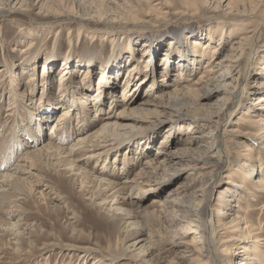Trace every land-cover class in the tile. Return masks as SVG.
Masks as SVG:
<instances>
[{
	"label": "rangeland",
	"instance_id": "374dc122",
	"mask_svg": "<svg viewBox=\"0 0 264 264\" xmlns=\"http://www.w3.org/2000/svg\"><path fill=\"white\" fill-rule=\"evenodd\" d=\"M3 1L6 0H0V3ZM22 1L25 3L23 9L5 15L0 13V142L4 141L3 146L0 143V150L13 141L11 134L4 138L8 133L9 125L11 130H14L17 125L14 119L19 120L18 124L21 122L17 132L20 137L18 152L14 153L16 156L11 160L12 166L15 167L19 157L35 147L34 139H40L41 145L51 141L50 128L56 125L64 110L62 105L65 103L59 101L57 82L62 65L68 61V58L71 59L69 67L79 72L81 68H87L86 62L93 56L91 78L83 77L84 75L81 74L74 75L69 80L74 79V83L70 84L82 90L78 89L82 92L79 95L81 100H85L86 94L92 96L97 94V80L101 71L106 70L108 78L113 80L112 87L117 82L113 89H106L103 108H98L99 111L102 110L101 112H94L96 109L93 110L91 105L93 103L89 102L91 108L87 112V117L90 116L89 121L87 119L81 123L82 128L86 129L83 133L91 131L87 127L89 123L98 126L106 112H111L110 108L122 100L126 88L123 84L124 77L132 65L139 64V61L142 63L140 65L142 73L139 76L144 82L141 86V81L137 82V88H133L130 95L135 102L130 108L137 110L136 116L147 117L148 123L144 122L143 125L137 126L136 131L141 136L138 139L148 140L151 146L144 147L142 143L145 141L138 144L139 140L136 139L131 146H125L118 154L110 155L107 161L90 160L88 165L76 159L75 165L82 164L83 169L91 172V177L84 180L61 171L56 165L59 166L64 162L59 163L58 157L52 155L48 156L49 158L44 157L31 172L36 175L28 179L31 180V184H27L28 187L25 185V188L20 186V191L17 192L9 191L11 192L9 198L14 199L0 202V264H108L111 262L108 259H112L111 264H144V260L148 261L147 264H199L196 261L197 255L186 253L183 248L178 247L181 229L172 226L167 218H172L173 215L190 218L199 190L209 189L213 184L216 188L212 193L211 203L216 205L214 206L216 209L221 208L227 213L221 216L224 222L246 218L264 232V194L255 192L254 197L247 196L240 188L247 182L241 183L237 178H235L238 180L237 184H242L240 187L228 184L230 178L234 177L236 169L243 168V163L246 161L237 159L232 161L231 170L226 176H221L217 172L221 161L216 155L218 152L223 153L225 148L235 154L243 149L242 146H251L254 148L253 159L258 158V152L264 159V142L250 138L247 133L251 130L242 124L243 120H240L241 112L246 109H250L251 113L259 111L261 105L257 104V100L252 99H257L261 94L257 93L255 96L247 94L241 98L240 94L237 96L235 91L233 92L235 72L227 73L231 65L228 56L232 47L228 36L222 49L217 38L211 41L214 47L217 46L218 55L211 80L202 83L198 88L200 97L197 100H183L181 96L177 98L174 95V91L191 86L192 81L203 74L205 67L209 65L206 63L207 56L195 52V48L200 49L201 46L207 45L208 37L211 36L209 26L222 24L229 30L231 26L236 25L232 20L236 16L223 17L224 11L216 7L218 0H207L200 11L185 6V1L193 0H157L166 5V13H161V8L155 6L156 2L149 3L147 2L149 0ZM121 8L135 11L133 14H136L137 19L127 21L126 18L120 17L117 20H108L106 16L120 11ZM258 10L247 21L255 25L264 20V2ZM79 30L82 31L80 37ZM89 34L101 36L103 41L100 38L93 40ZM113 35L118 38L120 46L115 52L112 49L113 45L107 40L108 36ZM215 35L218 36L213 33V36ZM198 41L201 46L193 43ZM128 44L134 45L135 56L126 49ZM30 45L33 47L32 50L36 48L31 54L28 52ZM170 47L177 48L174 54ZM113 53L115 59L109 64ZM263 53L264 41H261L255 56V59L258 58L257 62L264 55ZM180 57L184 60L180 61ZM191 58L196 60L195 64L184 69L180 62ZM166 60L169 63L165 62ZM244 63L245 59L239 69H243ZM43 65L46 68L49 66L50 75L43 76ZM261 66L262 64L256 65L258 68L252 73L249 83L247 82L251 88H258V82L264 81V78L261 79L258 75ZM168 71L169 75L166 74ZM164 74L167 78L162 82L161 75ZM31 75H34L38 88V90L34 89V96L30 94ZM42 81L47 86H45L46 91L48 90L54 103L58 105L53 113L39 106L44 91ZM244 84L245 82L242 87L245 86ZM87 85L91 89L85 90ZM15 88L26 96L24 103H20V109L24 112L27 110L23 114L26 122H22L20 115H8L7 109L13 107L10 94ZM261 88L264 90V85ZM71 89L73 91V88ZM227 90L234 93L232 98L236 97L234 100L236 104L230 118L227 115L221 118L223 116L219 117L216 113L224 104V99L227 97L224 91ZM169 94L172 95L171 99ZM71 95L70 91L65 100L66 106L72 104ZM147 102L152 103L144 105ZM162 105L167 108H163ZM121 108L120 104L114 112ZM73 109L75 108L72 107L70 113L72 122H69L68 128L62 129V126L53 133L52 141L56 146H67L77 140L79 124L76 120L81 121L82 116L77 110L73 112ZM37 118H40V121ZM228 119L231 124L226 125ZM61 138L67 142H60ZM127 154H130L133 164L124 166L123 159ZM173 156L170 163H161ZM148 162L151 164L148 165ZM253 163H250L251 168H244L245 171H251L254 165L253 178L259 177V174L262 177L260 165ZM107 164L109 168L104 172ZM22 165L27 169V164L22 162ZM0 170L9 172L2 167ZM114 173L129 178L146 191L142 195L138 190H134L133 198L131 197L132 201L139 202L138 206L129 207L133 215L138 218H131L125 214L113 215L95 203L93 197L99 192L94 178L104 175L105 178H109ZM138 173L142 174L141 179L137 176ZM82 180L85 189H81ZM32 182L36 184L32 185ZM30 187L33 189L32 192L29 191ZM226 188L229 190L225 191ZM35 189L37 192H42L44 197L35 194ZM232 192L236 195H232ZM111 193L112 191L103 192L101 199ZM220 195H223V198L219 201ZM122 196L126 195L120 197ZM112 200L113 197L110 196L109 201ZM16 204L20 206L22 215L14 218L11 211ZM116 206L121 205L116 204ZM217 216V212H214L215 219ZM135 221L139 222V228L129 231L128 225ZM9 229L10 231L7 232ZM143 239L153 240L151 244L155 250L149 252V256L136 251L135 244ZM165 242L173 244H167L168 249H171L170 252L158 253L163 248L162 243ZM203 248L205 250V247ZM258 253L259 256L253 264H264V246L258 247ZM203 256H206L205 252Z\"/></svg>",
	"mask_w": 264,
	"mask_h": 264
},
{
	"label": "bare ground",
	"instance_id": "6f19581e",
	"mask_svg": "<svg viewBox=\"0 0 264 264\" xmlns=\"http://www.w3.org/2000/svg\"><path fill=\"white\" fill-rule=\"evenodd\" d=\"M149 3H155V6H159L161 8V13H166L165 8L166 5L162 4L160 1L157 2V0H149L147 1ZM207 0H193L190 2L185 1V6L188 8H194L195 11H200V9H203V7L206 5ZM217 8L219 7L221 10L224 11L223 17L224 16H236L232 20L236 24L234 27H230L229 30L225 29L226 26L222 24H216L214 26H209V34L211 36L208 37V43L206 46H201L200 42H193L195 45L199 44L201 46L200 49L195 48L196 53H200L202 56H207L208 61L206 62L209 64L207 67H205L204 71L202 72L198 78H195L192 82L193 84L191 86H185L183 90H176L174 91V95L180 97L183 100H190V99H195L199 98L200 96V85L202 83H207V81L211 80V76L214 74V65L215 61L217 60V55H218V48L217 46L214 47V43H211V41H214L216 38L219 41V44H221V49L224 47L223 45L226 43V37L228 36L230 38L232 47L230 54L228 56V62L231 63L230 67L227 70V73H234L235 72V81H234V86H233V92L235 91V94H240L241 98L244 95H251L255 96V94H261L257 97V99H252V100H257V104L261 105L259 108V111H254L253 113L250 112V109H246L243 112H241V117L240 120H243V125L246 128H249L251 131L247 133V135L252 138V139H258L262 140L264 142V124L262 122L264 121L263 118V113H264V90L261 88L264 85V81L258 82L257 85H259L258 88H251L247 84L249 83V79L252 76V73L256 71V65L262 64L261 69L258 71V75L262 78H264V55H262L257 62L258 58L255 59L256 53L258 52V45L260 42L264 41V20L260 21L259 24H252V22L247 21V19L251 16H254L255 13L258 10V8L261 7V4H263L264 0H218L217 1ZM166 3V1H165ZM24 1L22 0H17V1H11V0H6L0 3V13L2 15L8 14L9 12L12 11H17L20 9L24 8ZM215 6V5H214ZM216 7L214 9H216ZM213 9V8H212ZM120 11H117L113 13L110 16H106L109 19L108 20H117L120 17L126 18L127 21H135L137 19L136 14L134 15L133 12L135 11H127L126 9H119ZM124 10V12H121ZM104 16V15H103ZM250 19V18H249ZM107 20V21H108ZM121 20V19H120ZM123 21V20H122ZM219 23V22H218ZM81 30H79V37L81 36ZM214 34H218V36H213ZM91 39L97 40V39H102L103 37L89 34ZM127 36V35H126ZM110 44L113 45L114 48L113 51H117L118 47V38L116 35L113 36H108V39ZM196 41V40H195ZM222 42V43H220ZM33 46V43L31 44ZM28 48V52L31 54V51H34L36 48L32 50V46ZM257 47V48H256ZM134 45L128 44L126 46V49L128 50L129 53H133L135 50L133 49ZM171 48V47H170ZM31 49V50H30ZM176 47H172L171 50L174 51L176 50ZM257 51V52H256ZM194 52V51H193ZM135 53V52H134ZM132 54L135 56V54ZM260 53V52H259ZM28 54V55H30ZM264 54V53H263ZM27 55V54H25ZM115 54L111 55V58L109 60V64L114 61L115 59ZM132 56L133 59L135 57ZM93 56L91 57L92 60ZM244 67L243 69H239L241 66V63L244 61ZM86 62V69L81 68L80 71H76L74 68L71 69L69 67L71 59L68 58V61L65 62L62 65V71L60 73V78L58 83V91H59V101L61 103H65V105H62L64 110L62 111V114L59 118V120L56 122V125L50 128V135L49 139H51L50 142L44 143L41 145V140L40 139H34L33 140V145L35 146L33 149H31L30 152H26L23 156L19 157V162L15 164V167L12 166L11 160L14 159L18 152V145H19V138L17 135V132L19 131L20 124H18V119L15 118L14 122L16 125L14 130H11V125H9L8 128V133L4 135V138L7 137L9 134L12 135L13 141L10 142L8 145L5 147H2L3 149L0 150V167L5 168L6 171H9L7 173L5 172H0V202L4 201L5 199H14L12 197L13 194H11L12 198L10 197L9 191H20V186L24 187L27 184H31L30 176L35 177V174H32V170L35 169V165L38 164V162L42 161L44 157L49 158L48 156H56L58 157V161L62 163L61 165H56L59 167L61 171H66L67 174H71L72 176L75 177H80L81 179L87 178L89 179L91 177V172L83 169V165H75L77 162L76 159L81 163L85 162L89 165L90 160H95L96 162L102 160H106L107 158L112 155V154H118L119 151L122 148H125V146H131V143L136 141L140 136V133L137 130V126L143 125L142 123L147 122V117H138L136 116V109L130 108L132 104H134L135 101L132 100L130 95L133 91V88H137V82H140L141 78L139 74L142 73V63L137 65H132L129 68V71L127 75L124 77V86L126 88L123 91V98L121 101L117 102L114 107L110 108L112 111L106 112V115H104V118L100 119V123H98V126L95 125V123L92 124H87V127L91 130L86 133H83L85 130L82 128L83 124L82 122H85L89 117H87V112H89L90 104L89 102L92 101V109L95 108L96 110L94 112L98 113L101 112L102 110L99 111V109L103 108V102L105 99V91L106 89L111 90L113 89L117 82L113 84L112 87V79L108 78V75L106 74V70L101 71L100 76L97 80V94L94 96L92 95H85L84 99L81 100L79 99V95L82 92H79L81 90L78 86H74V79L73 81H69L70 78L74 75H84L83 77H90L91 78V73L92 71V61ZM141 60V59H140ZM180 61L184 60L183 58L180 57ZM143 62V61H142ZM165 62L169 63L168 60ZM196 60L193 58L188 59L187 61L180 62L182 63V67L184 69L186 67H190L191 65L195 64ZM81 64V63H79ZM44 66V73L43 76H48L49 73V66ZM81 66V65H80ZM145 67V66H144ZM146 69L148 66L145 67ZM171 68V67H170ZM169 68V69H170ZM227 69V68H226ZM149 71V70H148ZM232 71V72H231ZM169 75V71L166 73ZM167 75H161V80L164 82L165 78H167ZM146 79V78H145ZM115 80V79H114ZM155 80V79H154ZM118 81V80H116ZM30 94L33 96L34 94V89L37 88L36 82L34 75L30 76ZM144 80L141 81L140 86ZM156 82V81H155ZM154 82V84H156ZM245 82V86L242 87V84ZM248 82V83H247ZM42 87L44 88L43 94L41 96L40 104L39 106L42 107L43 110H49L51 111L50 113H53L56 108H58L54 102L53 97L48 93V90L46 91V84H43V81L41 82ZM73 85V86H71ZM166 86V83L164 84ZM47 87V86H46ZM64 87L66 90H64ZM68 87V88H67ZM107 87V88H106ZM70 88H73L70 90ZM87 88L91 89L90 86H85V90ZM154 88V85L152 86ZM79 89V90H78ZM38 90V88H37ZM63 90V91H62ZM135 90V89H134ZM153 90V89H152ZM72 93L71 100L70 102L72 103L71 106H66V98H68V93ZM82 91V90H81ZM231 91V90H230ZM230 91H224L227 95V97L224 99V104L222 105L221 108L217 111V115L221 118L229 117L233 115L232 109L234 108L235 103V98H232V95L234 93ZM11 99H12V108H8V115L14 116L15 114L18 116L20 115V118L22 122H26L24 120L23 114L27 112V110L24 112V110L20 109L21 105L20 103H24V100L26 99V96L24 94H20L19 91L15 88L12 89L11 91ZM168 96V95H167ZM24 97V98H23ZM23 98V99H21ZM93 98V99H92ZM169 98H172V95L169 94ZM205 98V97H204ZM207 98V97H206ZM205 98V99H206ZM39 99V98H38ZM21 100V101H20ZM31 101V99H30ZM73 101V102H72ZM152 103V102H151ZM150 102L145 103L144 105H150ZM113 104V103H112ZM121 104V110L114 112V109L119 107ZM38 105V104H37ZM158 105V104H157ZM65 106V107H64ZM156 106V105H155ZM74 107V111H78V113L81 114L82 119L81 121L76 120L77 123L79 124V135L76 136L77 140L67 146H56L52 140H54L53 133H56L57 129H66L68 128L69 122L71 121V108ZM163 108L164 105H162ZM99 108V109H98ZM31 109V108H30ZM141 109V108H140ZM94 110V109H93ZM143 110V109H142ZM149 111V110H148ZM23 112V113H22ZM47 112V111H46ZM32 114V113H31ZM34 114V113H33ZM49 114V113H48ZM105 114V113H104ZM225 114V115H224ZM240 114V113H239ZM35 116V115H34ZM32 116V118L34 117ZM78 116V115H77ZM80 116V117H81ZM26 117V116H25ZM79 117V116H78ZM29 118V117H28ZM31 118V119H32ZM146 118V119H144ZM98 119V118H97ZM195 119V118H193ZM227 119V118H226ZM38 121H40V118H37ZM229 120V119H228ZM226 122L227 124H231L230 120ZM89 121V119L87 120ZM29 122V119L28 121ZM72 122V121H71ZM92 122V121H91ZM38 123V122H37ZM88 123V122H87ZM148 123V122H147ZM13 124V122H12ZM29 125V123H26ZM223 124V123H222ZM221 124V125H222ZM31 125V124H30ZM38 126V125H37ZM92 126H97L92 128ZM6 127V125L4 126ZM197 127V126H196ZM82 130H81V129ZM92 128V129H91ZM13 129V128H12ZM28 129V128H27ZM24 130V129H23ZM77 130V129H76ZM81 131V132H80ZM58 132V131H57ZM74 134V133H73ZM39 135V134H38ZM58 135V134H56ZM22 136V134H21ZM27 136V135H26ZM29 136V135H28ZM34 137V136H33ZM61 137V136H60ZM220 137V136H219ZM224 137V136H223ZM11 138V136H10ZM29 138V137H28ZM58 138V137H57ZM29 140V139H28ZM139 140V139H138ZM7 141V140H6ZM142 141H145L142 143ZM139 140L138 144H143L144 147H149L151 146V143L148 142V140ZM216 141V139H214ZM9 142V141H8ZM60 142H67V140H64L63 138L60 139ZM1 143V142H0ZM4 141L1 143V146H3ZM246 143V142H245ZM7 144V143H6ZM32 144V143H31ZM163 144V142H162ZM260 144V143H259ZM222 147V145H221ZM242 150H238L239 152L233 154L226 150L223 153L218 152L216 155L218 157V160L221 161V165L217 167V172L222 176L228 175V173L231 170L230 164L232 161L237 159L238 161L245 160L246 162L243 163V168H238L236 169L234 177L228 181L229 185L232 186H238V180L241 183H246L245 185H239V187L247 194L249 197H254L255 192H259L261 194H264V159L263 156H260V153L258 152V158L253 159V153H254V148L253 147H247V146H242ZM21 148V147H20ZM27 148V147H26ZM30 148V147H29ZM16 153V154H14ZM131 153V152H129ZM20 154V152H19ZM169 157V156H168ZM173 157L168 158L167 160L161 161L162 164H165V162L170 163L172 161ZM109 159V158H108ZM46 160V159H45ZM54 160V159H53ZM63 160V161H62ZM48 161V160H47ZM115 161V160H114ZM132 158L130 154L125 155L123 159V165H129L130 163L133 164ZM169 161V162H168ZM22 162L27 164V169L26 166L23 167ZM68 162V163H65ZM254 162V163H253ZM58 163V162H57ZM58 163V164H59ZM92 163V161H91ZM105 163V162H103ZM114 163V162H112ZM250 163L253 164H258L261 167L259 177L253 178L254 172H255V166H252L251 171H245L247 168H251ZM84 164V165H87ZM109 164V163H108ZM108 164L106 167H104V172L108 170ZM151 162H148V165H150ZM44 166V165H43ZM55 166V165H54ZM131 166V165H130ZM88 167V166H87ZM103 167L101 169H103ZM112 167V166H111ZM116 167V166H114ZM86 168V167H85ZM124 168V167H123ZM132 168V167H131ZM245 168V169H244ZM125 169V168H124ZM122 169V170H124ZM116 170V169H115ZM57 171V170H56ZM131 172V171H130ZM201 172V171H200ZM252 172V173H251ZM35 173V172H34ZM102 175V174H101ZM117 175V176H115ZM93 176V175H92ZM137 176L141 179L142 174L138 173ZM110 177H112L110 179ZM109 178L104 177H96L94 178L97 183V188L99 194L95 197V203L100 206V208H103L105 210H108V212L113 213V215L117 214H125L130 216L131 218H138L137 216L133 215L132 210H130L129 207L132 206H138L139 202H135L131 200V197L133 196V191L138 190L140 194L143 195L146 191L143 190L142 187L139 186L137 183H133L134 181L130 180L127 177L120 176V173H114L111 174ZM237 178L238 180H236ZM114 179V180H113ZM34 180V179H33ZM81 183V189H85V185ZM252 180V181H251ZM41 181V180H40ZM80 182V181H79ZM34 182H32L33 185ZM36 184V183H34ZM42 184V183H41ZM135 184V185H133ZM31 185V187H32ZM146 185V184H145ZM188 185V184H187ZM150 186V185H149ZM30 187V188H31ZM36 187V185H34ZM38 187V184H37ZM39 187L41 188V185L39 184ZM139 187V188H136ZM25 188V187H24ZM87 188V186H86ZM216 188V185L213 184L209 189L202 188L199 190V193L197 195V200L193 203V207L191 210V216L190 218H184L180 217L177 215H173L172 218L169 217L167 218L168 222L174 226L181 229V240L177 244L179 248H183L186 253L190 254H195L197 255L196 261L200 264H253V261L257 259V256H259L258 253V247L264 246V232H262L260 229L255 227L254 224L251 222H248L246 218H241L239 220H231L230 222H224L221 219L222 215H227L226 212H223L221 208H215L211 203V197L214 189ZM18 189V190H17ZM22 190V189H21ZM25 190V189H24ZM28 190V189H27ZM36 190V189H35ZM229 190L228 188L225 189V191ZM30 192L33 191L31 188L29 190ZM44 191V190H43ZM112 193L109 196H106L104 199H101V196L103 195V192H111ZM127 191L129 193H127ZM28 192V191H27ZM35 191V194L40 195V197H44V194L42 192H37ZM101 194V195H100ZM139 194V196H140ZM223 194V192H222ZM235 194L232 192V195ZM121 195H126L120 197ZM236 195V194H235ZM238 195V194H237ZM100 196V197H99ZM112 196L113 200L109 201V197ZM38 197V196H37ZM99 197V198H98ZM238 197V196H237ZM92 198V199H93ZM118 198V200H117ZM133 198V197H132ZM223 198V195L219 196V201ZM239 198V197H238ZM57 199V198H56ZM140 199V197H139ZM16 201V200H15ZM5 202V201H4ZM13 202V201H12ZM116 204H120L121 206H116ZM16 204L15 208L12 209V217L17 218L21 217L22 212L20 210V206H17ZM217 206H222L220 204H217ZM128 207V208H127ZM166 208V207H165ZM215 208V209H213ZM214 212H217V218H214ZM153 214V213H152ZM170 214V213H169ZM168 216V215H167ZM130 222V221H129ZM139 222L135 221L134 223L129 224L128 228L129 231L131 229H136L139 228L138 225ZM19 226V225H18ZM15 230V229H14ZM7 230V232H9ZM180 235V234H179ZM141 237V236H140ZM139 242L135 244L136 251L141 252L142 255L144 254L145 256H149V252H152L154 247L152 246L151 242L153 240L150 239H143V240H138ZM163 248H161L159 252L163 254H167L170 252L171 249H168V245H173L171 243L165 242L162 243ZM204 245V246H203ZM134 247V246H133ZM205 247V250L204 248ZM241 249V251H240ZM158 250V249H157ZM206 253V256H203V253ZM115 253V252H114ZM155 253H153L154 255ZM194 255V256H195ZM156 256V255H155ZM108 257V256H107ZM109 261L112 262V259H108ZM106 260V261H108ZM259 257V261H261ZM258 261V262H259ZM108 263V264H111ZM144 264H147L148 261L144 260ZM261 263V262H259Z\"/></svg>",
	"mask_w": 264,
	"mask_h": 264
}]
</instances>
